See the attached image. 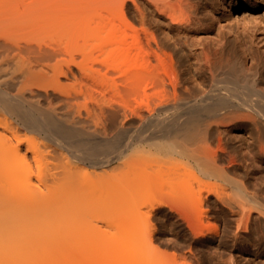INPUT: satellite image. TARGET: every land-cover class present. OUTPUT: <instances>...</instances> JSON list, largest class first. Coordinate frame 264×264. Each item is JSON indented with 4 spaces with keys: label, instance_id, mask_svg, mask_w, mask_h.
<instances>
[{
    "label": "bare ground",
    "instance_id": "obj_1",
    "mask_svg": "<svg viewBox=\"0 0 264 264\" xmlns=\"http://www.w3.org/2000/svg\"><path fill=\"white\" fill-rule=\"evenodd\" d=\"M248 6L254 12L234 29L221 15ZM263 9L264 0H0V264H23L44 246L56 253L51 264H90L60 252L93 244L75 219L129 209L145 220L144 208L219 238L224 264L253 249L263 264ZM231 30L238 54L228 49ZM173 160L187 184L208 181L205 195H190L205 205L196 214L182 183L168 200L165 186L134 200ZM220 216L223 234L197 228ZM136 224L119 242L108 228L111 240L143 243L164 264H197L192 250H161L153 223ZM116 252L112 264H134Z\"/></svg>",
    "mask_w": 264,
    "mask_h": 264
},
{
    "label": "rangeland",
    "instance_id": "obj_2",
    "mask_svg": "<svg viewBox=\"0 0 264 264\" xmlns=\"http://www.w3.org/2000/svg\"><path fill=\"white\" fill-rule=\"evenodd\" d=\"M127 12H126V14L128 15V16H133V15H135V13H133V10L131 9H127L126 10ZM254 11L250 8V6H248V7H239L237 10L236 9H233V10H231L230 12H228V13H225V14H221L222 16H223V18L226 20V22L228 23V26H231L233 29L235 28V26H241L242 25V23H244L245 21H247V20H245V18L246 17H249L252 13H253ZM131 13V14H130ZM260 14L262 15V17H264V9L262 10V11H260ZM216 34H217V29H215V30H213L212 31V35H215L216 36ZM226 34V33H225ZM227 45H228V49L229 50H231V51H233V52H235L236 54H238V52H239V48H238V43L236 42V40H235V35H234V32H233V30H231V31H229L228 33H227ZM188 53H189V50L187 51ZM189 55H190V53H189ZM238 56V55H237ZM192 57V55H190V58ZM191 61H193V59L191 58L190 59ZM205 77V78H204ZM203 78V79H202ZM198 79L200 80L199 82L201 83V84H204V86L205 85H207L208 84V78H207V75H203L202 77H198ZM207 79V80H206ZM198 86H200V85H197V84H195V87H198ZM179 159H181V158H179ZM180 161V160H179ZM172 165H170L169 166V164H168V166L166 165L165 167H166V169L164 170V168H162V170H161V172H164V174L163 173H159L158 175V177H157V180H155V186H157V187H155L154 186V184H153V182L152 183H148V184H146L147 185V190H145L146 189V186H144L143 188L144 189H142L141 188V190H140V192H139V194H141V195H139V194H137V197H139V199L137 198L136 199V197H135V199L134 200H136V201H141L140 199L141 198H143L144 197V194L145 193H147L148 191H149V194H152V192L154 191V190H156V188H157V190H156V192L157 193H159V192H161V190H162V187H164L163 188V192H162V196H164L165 197V199H167L168 200V198H170V194H168L169 192H171V191H174V190H172V188L173 189H175V191H178V189H179V191H180V188H181V183L182 184H184V186L186 187V188H181V189H183L184 190V193H185V191L186 192H188V194L187 193H185L186 195H189V199H187L188 201H187V203H188V206H190L188 209L191 211V212H193L194 213V210H195V214H196V212L197 211H199L201 208H202V206H203V209H205V205H202L201 207L199 206V204H196L197 203V201L195 202V199H194V197H192L191 198V196H194V195H197L199 192H201L202 193V195L204 194L205 195V193H206V190L208 189V187H207V182L205 183V180L203 181V182H201L200 183V185L198 184L197 185V183L196 184H193V185H189V184H187L186 183V181H187V173L186 174H181V173H184L185 171H183L182 169H184L183 167H182V163L181 164H179V162L177 161V160H173L172 162H170ZM165 164H167V163H165ZM182 167V168H179L180 166ZM163 167H164V165H163ZM167 167H172V169L173 170H167L168 168ZM180 169V170H179ZM179 170V171H178ZM168 171H170L171 173H175V174H177V176L175 177V179H174V176H175V174H172L171 175V173L170 172H168ZM174 171V172H173ZM176 171H178L179 173H180V171H181V173L180 174H178V172H176ZM165 172H168V174H170V176H172V177H169L168 176V174L167 173H165ZM163 175V176H161V175ZM165 174L168 176V177H166L165 176ZM174 175V176H173ZM185 175H186V177H185ZM160 176H161V178H163L164 179V177H165V181H159L161 178H160ZM168 178H171V180H169ZM176 178H178V180H176ZM163 179H161V180H163ZM167 179V180H166ZM173 179V180H172ZM180 179H181V181H180ZM174 180H176V183L174 184V183H172L171 181H173L174 182ZM168 181V182H167ZM161 182L163 183V182H165L164 184L165 185H162L161 184ZM166 182H167V184H171L172 185V187H170L169 185H167L166 184ZM171 182V183H170ZM178 182H180V183H178ZM186 183V184H185ZM159 184L161 185V186H159ZM179 186V188H178V186ZM153 186V187H152ZM168 186V187H167ZM174 186V187H173ZM208 186H209V184H208ZM160 187H161V189H160ZM170 187V188H169ZM152 188H154V189H152ZM168 188H169V190H168ZM128 188H126L125 189V192H127L128 193V190H127ZM166 189V190H165ZM144 190L146 191V192H144ZM153 190V191H152ZM165 190V191H164ZM182 190V191H183ZM152 191V192H151ZM159 191V192H158ZM165 193V194H164ZM167 193V194H166ZM200 193V194H201ZM129 194V193H128ZM142 194H143V196H142ZM139 195V196H138ZM191 195V196H190ZM142 196V197H141ZM168 196V197H167ZM198 196V195H197ZM174 197V196H173ZM172 197V198H173ZM171 198V200L170 201H174L175 199L173 198L172 199ZM172 201V202H173ZM187 206V207H188ZM166 210L168 209V208H166V207H164ZM148 209V210H147ZM144 208L143 210L145 211V213H144V211L143 212H140L141 213V215L143 214L145 217H142V218H145V220H141V216H140V214L139 213H135L134 214V212H131L130 213V211H129V209H126V211H121L122 213H116V212H112V214H110V212H98V214H96V213H92V214H81V215H79V217L78 218H76L75 220L76 221H74L75 223H76V225H77V227L79 228H81V227H83V226H85V230H84V232L83 231H80L79 232V234L82 236L83 234H84V237H88V238H91V240L93 241V246L91 245V244H89V245H87L84 249H82V250H77V251H75L73 248H68V249H62V250H60V252H61V254L62 255H67V254H71V253H73V252H75L76 254L75 255H77V253H81L83 256H84V259L85 260H87V261H90V264H98V263H100V264H106V262H107V264H112V262H114V263H116L117 262V259L119 258V255H118V253L116 252V251H118V252H122L121 253V255L123 256V257H126V255H133V257L131 256V258H132V260H133V258H134V264H148L147 262H148V260H149V264H153V263H151V262H153L154 261V263L155 264H159L160 262H162V263H160V264H164L163 263V261H158L159 260V258H152V257H150V256H147V254L146 253H144V246L142 245L143 243H136V245H134V246H123L121 243H117L116 241H120V233L122 232L121 230L122 229H124V228H127V229H129V227L131 228L132 226H135V224L136 223H138V225L136 224V226H138V228L139 229H141V228H145L146 226L148 227L149 226V223H151V225H152V223L155 225H153V227L151 226V231L153 232V234H154V239H155V241H156V243H158V245L161 247V250L162 249H165V250H163V251H165V252H169L170 250L171 251H173V253H176V254H181V252L183 253L184 251L185 252H190V250H192V252L195 254V256H197V262H195V263H197V264H199L200 262V264H224L225 263V258H223V256H222V254H221V252H222V250H223V248L221 247V245H220V239L219 238H217L216 240H214V241H211V240H209L208 239V237L206 236V234H201V235H199V234H195L194 232H191L190 230V228H188V225L185 223V222H181V220L180 219H177V218H174L173 216H170L171 215V213H165V212H160V213H158L157 215H150L148 212H146V210L147 211H149V209L150 208ZM129 212H128V211ZM129 213V215L127 214V213ZM107 213H109L108 215H106ZM126 213V214H125ZM133 213V216H130V214H132ZM102 214V215H101ZM147 214V215H146ZM85 215V216H84ZM137 215H139L140 217H138ZM149 216V217H148ZM154 216V217H153ZM157 216V217H156ZM162 216V217H161ZM147 217V218H146ZM149 218V223H148V219ZM152 219V220H151ZM168 219V220H167ZM174 219H176V220H174ZM147 220V222L145 223V221ZM173 220V221H172ZM92 221V222H91ZM140 221H141V225H139V223H140ZM150 221H152V222H150ZM167 221V222H166ZM171 221V222H170ZM94 222V223H93ZM143 222V223H142ZM181 224H180V223ZM79 223V224H78ZM86 223V224H85ZM98 225H96V224ZM172 223H174V224H172ZM179 223V224H178ZM127 226H126V225ZM129 224H132L131 226L129 225ZM144 224V225H143ZM185 224H186V226H185ZM106 225H108L107 227H106V230H105V228H104V226H106ZM199 227H197L198 229H201V230H199V231H202V230H204V232L205 231H208V228L210 227H218L219 229H221V234H223V232H224V229H225V226H226V223H225V221H224V218H222L221 216L220 217H215V218H213V219H210V220H208L207 218H203V220L201 221V222H198V224H197ZM213 225H216V226H213ZM95 226H97L96 228H94V229H92L93 227H95ZM100 226V227H99ZM103 226V227H102ZM121 229H120V228ZM156 227V228H155ZM108 228H110L111 229V232L112 233H114V234H112V236L114 235L115 236V238H117V239H115L114 237H110V234H111V232H110V229H108ZM136 228V227H135ZM149 228H150V226H149ZM148 228V229H149ZM97 229H99V231L97 230ZM127 229H125V230H127ZM155 229V230H154ZM190 229V230H189ZM197 229V230H198ZM80 230V229H79ZM88 231V233H87V231ZM95 230V231H94ZM97 230V231H96ZM108 230H109V232H108ZM113 230V231H112ZM124 230V231H125ZM138 230V229H137ZM154 230V231H153ZM93 231V232H92ZM100 231H101V233H100ZM106 231L108 232V234L106 233ZM86 232V233H85ZM104 233H106V234H104ZM205 233H207V232H205ZM89 234H92V235H89ZM101 234H103L102 236H100ZM157 234V235H156ZM86 235V236H85ZM89 235V236H88ZM93 235H95L94 237H93ZM97 235H99V236H97ZM156 236V237H155ZM95 237H98V238H95ZM158 237V238H157ZM100 238V239H99ZM94 239H95V241H97L98 239V241H97V243L95 242V244H94ZM111 239H115V240H111ZM158 241H161V242H158ZM111 242H113V243H111ZM161 243V244H160ZM167 243V244H166ZM111 244H113V245H115V246H113V245H111ZM163 244V245H162ZM190 244V245H189ZM207 244V245H206ZM94 245H96V246H94ZM121 246L120 248L119 247H117V246ZM168 245V246H167ZM216 245V246H215ZM218 245V246H217ZM113 246V247H112ZM136 246H137V248H136ZM140 246V247H139ZM191 248H190V247ZM209 246H211V247H209ZM123 247H125L124 249H123ZM138 247H139V252L141 253V255H139L140 253H138L136 256H135V254L137 253V250H138ZM142 247V248H141ZM166 247V248H165ZM167 247H168V249L169 250H167L166 251V249H167ZM174 247V248H173ZM178 247H180L179 249H178ZM49 246H44L43 248H41V249H37V250H33V251H26V253H25V255H26V260L24 261V263L23 264H39V262L42 260L43 261V259H44V261L46 262H48L49 264H51L52 263V261H53V259L56 257V253H54V252H52V253H49ZM118 248V249H117ZM131 248H134L133 250H131ZM135 248H136V250H135ZM190 248V249H189ZM208 248V249H207ZM254 248V247H253ZM112 249V250H111ZM115 251H114V250ZM125 249H130L128 252L130 253H125L124 254V252L125 251H127V250H125ZM221 249V250H220ZM123 250V251H122ZM180 250V251H179ZM189 250V251H188ZM216 250V251H215ZM262 250V251H261ZM132 251V252H131ZM169 252V254L170 253H172V252ZM264 251V249H263V247L259 250V253L260 252H263ZM134 252V253H133ZM214 252L216 253V254H214ZM112 253H114V254H112ZM254 253V254H253ZM264 253V252H263ZM263 253H261L262 254V259L264 260V254ZM113 256H112V255ZM120 254V253H119ZM214 254V255H213ZM218 254V255H217ZM108 255L110 256V258L108 257ZM220 255V256H219ZM235 255V254H234ZM118 256V257H117ZM127 256V257H128ZM135 256V257H134ZM214 256V257H213ZM237 257H239L240 259H238V261L239 262H237L236 263V261H234V257L232 258V260L233 261H230V259L227 261V263L226 264H228V263H230V264H252L253 262H255V261H257L256 260V253L254 252V249L253 250H251V252L250 253H247V252H245L242 256H238V255H236ZM254 256V257H253ZM114 258V260H111V258ZM130 257V256H129ZM128 257V258H129ZM140 257V258H139ZM142 257V258H141ZM148 257H150L151 258V260L148 258ZM218 257V258H217ZM224 257H227L228 258V256H224ZM229 257H230V255H229ZM46 258H47V260H46ZM137 258H139V260H140V262H137L138 260H137ZM247 258V259H246ZM107 259V260H106ZM142 259H144L143 261H142ZM158 259V260H157ZM222 259V260H221ZM102 260V261H101ZM105 260H106V262H105ZM111 260V261H110ZM137 260V261H136ZM145 260H147V262L145 261ZM153 260V261H152ZM199 260V261H198ZM248 260V261H247ZM151 261V262H150ZM168 261H170V260H164V262H165V264L166 263H170V262H168ZM221 261V262H220ZM230 261V262H229ZM249 261H250V263H249ZM142 262V263H141ZM224 262V263H223ZM233 262V263H232ZM113 263V264H114ZM180 263V262H179ZM254 264V263H253ZM263 264H264V261H263Z\"/></svg>",
    "mask_w": 264,
    "mask_h": 264
}]
</instances>
